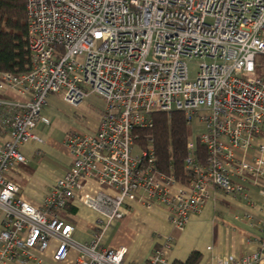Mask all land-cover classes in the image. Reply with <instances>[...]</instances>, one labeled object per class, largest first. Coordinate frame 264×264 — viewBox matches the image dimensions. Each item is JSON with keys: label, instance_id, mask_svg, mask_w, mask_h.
<instances>
[{"label": "built area", "instance_id": "built-area-1", "mask_svg": "<svg viewBox=\"0 0 264 264\" xmlns=\"http://www.w3.org/2000/svg\"><path fill=\"white\" fill-rule=\"evenodd\" d=\"M31 71L0 75V92L27 96V105L0 103V264H28L59 242L54 260L124 264L127 250L102 251V233L75 245V227L59 213L73 200L108 221H120L126 204L164 207L183 229L214 192L240 195L233 180L258 186L264 199V82L256 62L264 56V0H26ZM84 58L79 64L78 58ZM200 61L194 81L188 62ZM85 103L100 124L93 136L71 134L68 173L34 208L20 199L7 174L26 164L20 148L34 135L51 96ZM182 113L193 135L185 169L190 185L157 167L154 140L144 148L136 131H152L158 114ZM206 151L204 163L196 152ZM103 190L97 197L82 183ZM100 226V225H98ZM27 234L26 240L22 237ZM254 256L243 264L257 262ZM230 258L218 264H238ZM148 264H167L155 251Z\"/></svg>", "mask_w": 264, "mask_h": 264}, {"label": "crops", "instance_id": "crops-1", "mask_svg": "<svg viewBox=\"0 0 264 264\" xmlns=\"http://www.w3.org/2000/svg\"><path fill=\"white\" fill-rule=\"evenodd\" d=\"M256 72L264 82V56L257 59ZM29 101L27 96L11 90L0 92V103L27 105ZM0 117L11 118L12 114L0 111ZM99 124L100 118L88 115L85 103L73 106L60 95L51 96L42 122L34 132L40 142L22 146L20 153L26 164L7 174L8 180L19 186L20 199L40 208L72 167L73 160L66 146L68 136H93ZM200 128V124L195 130L190 126L192 136ZM233 182L240 189V195L214 192L201 212L189 217L183 229L170 222L164 207L156 204L146 207L137 200L127 202L122 220L110 222L84 206L79 193L59 216L75 227L72 236L75 245H89L102 233L101 250H127L124 264H148L155 251L166 253L167 264H185L194 253L201 257L199 264H218L230 258L243 264L254 256L259 260L247 264H264V199L255 184L238 179ZM82 185L83 192L91 197L103 193L92 183ZM4 225L5 215L0 210V233ZM26 238L27 234L22 237ZM58 248L59 242L50 240L46 251H36L28 264H59L54 260ZM79 256L80 252L72 249L68 260L61 264H75Z\"/></svg>", "mask_w": 264, "mask_h": 264}, {"label": "trees", "instance_id": "trees-1", "mask_svg": "<svg viewBox=\"0 0 264 264\" xmlns=\"http://www.w3.org/2000/svg\"><path fill=\"white\" fill-rule=\"evenodd\" d=\"M31 67L26 0H0V75L23 76L31 71ZM135 135L142 148L147 141L154 140L157 167L161 173L174 176L183 185H190L185 163L193 136L184 114H158L152 131H136ZM196 152L204 163V147L198 144ZM200 260V255L194 253L185 264H199Z\"/></svg>", "mask_w": 264, "mask_h": 264}, {"label": "rangeland", "instance_id": "rangeland-1", "mask_svg": "<svg viewBox=\"0 0 264 264\" xmlns=\"http://www.w3.org/2000/svg\"><path fill=\"white\" fill-rule=\"evenodd\" d=\"M77 62L79 64H83L84 63V58H78ZM200 61L198 60H192L190 62H188V70H189V77L191 81H194L197 77L198 71H199V65H200ZM192 128L195 130L197 128H199V124L197 121H195L194 125L192 126Z\"/></svg>", "mask_w": 264, "mask_h": 264}]
</instances>
